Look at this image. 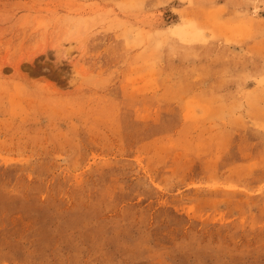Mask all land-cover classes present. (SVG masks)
<instances>
[{
	"label": "rangeland",
	"instance_id": "obj_1",
	"mask_svg": "<svg viewBox=\"0 0 264 264\" xmlns=\"http://www.w3.org/2000/svg\"><path fill=\"white\" fill-rule=\"evenodd\" d=\"M0 264H264V0H0Z\"/></svg>",
	"mask_w": 264,
	"mask_h": 264
},
{
	"label": "bare ground",
	"instance_id": "obj_2",
	"mask_svg": "<svg viewBox=\"0 0 264 264\" xmlns=\"http://www.w3.org/2000/svg\"><path fill=\"white\" fill-rule=\"evenodd\" d=\"M61 52H62V48H60V49L57 50V53H58L59 55L61 54ZM68 53H69V51L67 50V51H66V54H68Z\"/></svg>",
	"mask_w": 264,
	"mask_h": 264
}]
</instances>
